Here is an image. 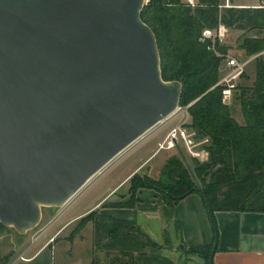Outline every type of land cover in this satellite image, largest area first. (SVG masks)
<instances>
[{
	"label": "water",
	"instance_id": "obj_1",
	"mask_svg": "<svg viewBox=\"0 0 264 264\" xmlns=\"http://www.w3.org/2000/svg\"><path fill=\"white\" fill-rule=\"evenodd\" d=\"M145 4L0 0L2 226L34 230L178 110L183 85L163 79Z\"/></svg>",
	"mask_w": 264,
	"mask_h": 264
},
{
	"label": "trees",
	"instance_id": "obj_2",
	"mask_svg": "<svg viewBox=\"0 0 264 264\" xmlns=\"http://www.w3.org/2000/svg\"><path fill=\"white\" fill-rule=\"evenodd\" d=\"M222 1L199 0L193 8L181 0H149L142 12V20L157 37L163 79L182 83L180 106L188 107V126L199 138L210 141L208 162L193 160L191 166L182 156L171 158L162 167L158 179L136 173L131 178L130 199L122 198L120 202L102 206L137 211V193L152 190L162 196L165 211L170 210L172 218L174 207L182 200L192 194L202 196L189 166L208 199L215 232L211 245L182 244L186 256L197 257L200 264H211V260L214 264L212 253L218 251L215 212H264V60L257 64L253 86L240 89L246 121L241 126L229 106L222 103V87L217 86L228 48L217 41L213 49L212 41H201L205 29L214 30L220 24L246 33L264 32V7L231 6L221 11ZM244 38L241 49L248 58L264 52V38ZM205 206L207 209L206 203ZM84 220L93 223V250L128 248V252L121 251L108 264H169L144 253L145 248L160 245L146 235L145 242L140 241L144 235L135 219H119L93 211L81 219ZM0 227L6 228L1 224ZM134 251L139 254L135 256Z\"/></svg>",
	"mask_w": 264,
	"mask_h": 264
},
{
	"label": "rangeland",
	"instance_id": "obj_3",
	"mask_svg": "<svg viewBox=\"0 0 264 264\" xmlns=\"http://www.w3.org/2000/svg\"><path fill=\"white\" fill-rule=\"evenodd\" d=\"M149 0H146V3ZM236 2H244L249 4L260 3L262 0H235ZM235 1L223 0L220 5L221 11L224 8L236 6ZM186 3L185 0H181ZM199 4V0H196ZM259 7V6H258ZM194 8V7H193ZM223 25V24H220ZM219 25V26H220ZM218 26V28H219ZM225 26V25H224ZM217 28V29H218ZM227 37L221 43L228 48L227 54L229 56L237 57L238 59H248L247 53L241 49L244 43V37L258 36L264 38V32H249L231 30L229 28ZM213 30V29H212ZM216 30V29H214ZM202 41V40H201ZM214 47V43L212 44ZM219 56V55H218ZM250 58V57H249ZM264 60V55L260 56L248 68L247 75L241 84V89L244 87H252L255 83L256 69L259 61ZM237 100L233 102L229 109L234 113L242 109L241 106V91L236 93ZM188 112V107L179 106V110L171 118L168 124H160L154 128L147 137L129 148L115 160H113L101 174H97L92 178L64 207L58 209L45 208L43 209V218L37 228L30 231L29 236L34 237L46 230L40 243L44 242L46 238L53 235L59 227L74 218L75 216L87 211L97 204H114L120 202L122 198L126 200L131 198V176L128 181L124 182L127 177L141 164L142 161L153 156L151 162L139 172L140 177H149L151 179H158L160 171L164 164L171 158L182 156L186 163L194 166V161L191 159L185 149L179 146L176 149L164 150L160 149V145L165 141L169 132L179 124L184 115ZM189 114V113H188ZM190 123V115H189ZM199 141L207 149L210 141L208 139L199 138ZM122 184V185H121ZM121 185V186H119ZM119 186L117 189H115ZM115 189V190H114ZM147 190L138 192L136 198L139 199L137 205L141 209L136 211L137 226L141 230L144 238L140 241L145 242V235L156 241L160 247H147L144 253L149 257H155L160 261H168L169 264H200L201 260L197 257L186 256V249L182 248L183 242L180 241L179 235L174 232L171 224L170 210L165 211L163 205V198L155 191L154 197L149 193H143ZM189 204V203H188ZM105 209L101 207L96 210L99 214H105ZM207 210V209H206ZM208 214V211H207ZM210 224L212 219L208 214ZM94 227L90 221H78L73 226L66 229L60 236L57 248V260L54 264H61V262L68 261L69 264H92L99 262V264H108L115 261V258L120 255V252H128V248H120L108 250L106 247L97 248L93 250V257L89 240L93 238ZM16 232L12 228L0 227V261L12 264V260L16 256ZM147 238V237H146ZM68 240V242H67ZM80 241V242H79ZM39 243V244H40ZM93 245V244H92ZM108 250V251H107ZM72 253L73 258L66 257L67 254ZM135 256L139 253L134 251ZM122 259V258H121Z\"/></svg>",
	"mask_w": 264,
	"mask_h": 264
},
{
	"label": "crops",
	"instance_id": "obj_4",
	"mask_svg": "<svg viewBox=\"0 0 264 264\" xmlns=\"http://www.w3.org/2000/svg\"><path fill=\"white\" fill-rule=\"evenodd\" d=\"M263 3L264 0L255 4L235 1L238 7H260ZM263 55L264 52L248 59H240L249 60L253 58L247 67L246 74L234 92L231 104L237 100L236 93L240 92L241 84L247 75L249 66ZM255 78L257 79V69ZM232 116L239 125L244 126L246 124L242 109L236 111L234 115L232 113ZM152 158L153 156L142 161L124 182L128 181L134 174L141 172L151 162ZM143 193H149L151 197L155 196L150 194L154 193L150 190ZM103 201L63 224L42 243L40 241L46 230L34 237H30L29 234L22 236L16 232V235H18L15 243L16 256L11 261L12 264H54L55 261H59V259L57 260V240L67 228L73 226L91 212L100 209L104 205L102 204ZM138 209H141L139 204L137 205ZM105 214L125 220H133L137 217L136 211L132 209H105ZM170 222L173 225L174 232L179 235L180 241L186 245L208 246L214 242L215 232L212 224H210L204 199L199 194H192L178 203L172 211ZM215 222L218 232V251L215 252L213 257L214 264H264V212L217 211L215 212ZM89 244L93 257V238L89 240ZM66 257L71 259L74 255L69 253ZM0 264H8V262L0 261ZM61 264H69V262L64 261ZM90 264H92V261Z\"/></svg>",
	"mask_w": 264,
	"mask_h": 264
},
{
	"label": "built area",
	"instance_id": "obj_5",
	"mask_svg": "<svg viewBox=\"0 0 264 264\" xmlns=\"http://www.w3.org/2000/svg\"><path fill=\"white\" fill-rule=\"evenodd\" d=\"M185 2L192 7L198 5L196 0H194V2L192 3H190V0H185ZM260 7H264V3ZM227 33H228V29L224 25H220L219 28L216 30L205 29L202 33L201 40L212 41L214 44L217 41L222 43L224 39H226ZM252 59L253 58L249 60H240L237 57L229 56V55H226L224 57L223 66L221 69V78L219 83L217 84V86L222 87V103L224 105L229 106L231 104L233 100L234 92L238 88L239 82L246 74L247 67ZM175 114H173L163 124H168L171 118ZM188 125H189V114L186 111V115H184L181 121L179 122V124L176 125L169 132L165 141L160 145V149L172 150L178 148L179 146H182L191 159L196 160L200 163H205L209 160L210 153L199 141L197 132L192 128H190ZM147 135L142 139H140L137 143H135L134 146L140 143L141 141H143L147 137ZM127 151H129V149Z\"/></svg>",
	"mask_w": 264,
	"mask_h": 264
},
{
	"label": "clouds",
	"instance_id": "obj_6",
	"mask_svg": "<svg viewBox=\"0 0 264 264\" xmlns=\"http://www.w3.org/2000/svg\"><path fill=\"white\" fill-rule=\"evenodd\" d=\"M194 2V0H190V3Z\"/></svg>",
	"mask_w": 264,
	"mask_h": 264
}]
</instances>
